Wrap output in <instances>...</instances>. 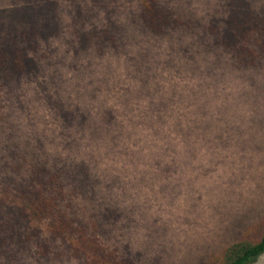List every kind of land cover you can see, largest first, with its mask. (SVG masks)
Here are the masks:
<instances>
[{
  "label": "trees",
  "instance_id": "obj_1",
  "mask_svg": "<svg viewBox=\"0 0 264 264\" xmlns=\"http://www.w3.org/2000/svg\"><path fill=\"white\" fill-rule=\"evenodd\" d=\"M134 1L127 33L102 0H0V92L9 98L0 96V264H129L111 237L128 208L119 159L137 162L147 144H178L174 131L186 124L181 111L164 113L169 103L155 100L151 77L167 70L229 93L242 79L261 80L264 0ZM8 4L9 13L1 7ZM56 37L68 48L54 63L42 51ZM44 63L67 67L52 71L58 85L85 72L89 79L79 97L57 99L68 126L57 134L62 146L41 149L25 144L11 94ZM262 255L264 217L202 264H252Z\"/></svg>",
  "mask_w": 264,
  "mask_h": 264
},
{
  "label": "rangeland",
  "instance_id": "obj_2",
  "mask_svg": "<svg viewBox=\"0 0 264 264\" xmlns=\"http://www.w3.org/2000/svg\"><path fill=\"white\" fill-rule=\"evenodd\" d=\"M102 2L115 8L114 15L126 21V31L131 33L135 1ZM171 2L175 5V0ZM195 2L200 0L191 4ZM1 7L9 13L12 5ZM101 8L102 16L106 15L105 7ZM62 17L67 21V13ZM67 48L63 38L56 37L42 54L55 63L54 58H61ZM67 54L72 61L73 56ZM56 69L64 71L67 67L63 63L45 64L30 81L14 85L11 96L18 111L14 122L22 124L18 131L24 139L29 137L25 143L29 147L62 146L65 138L57 134L68 126L65 128L63 115L58 113L61 105L57 99H75L89 79L85 72L77 74L75 81L68 79L58 85L51 77ZM167 72L151 77L150 88L158 103H169L164 113L176 115L181 111L180 118L186 124L174 132L181 134L182 141L161 147V151L147 144V153H141L137 162L119 159L123 180L128 182V208L124 219L112 225L111 237L125 248L132 259L129 264H202L264 217V73L258 82L242 79L231 84L234 87L229 93L215 84L196 78L186 82L187 77ZM0 96L9 102L4 89ZM125 169L130 170L126 176ZM133 171L139 178L133 179ZM73 259L44 262L74 264ZM252 264H264V255Z\"/></svg>",
  "mask_w": 264,
  "mask_h": 264
}]
</instances>
